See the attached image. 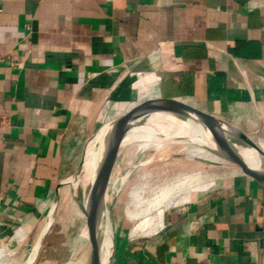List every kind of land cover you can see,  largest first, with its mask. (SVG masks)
Wrapping results in <instances>:
<instances>
[{
  "label": "crops",
  "instance_id": "obj_1",
  "mask_svg": "<svg viewBox=\"0 0 264 264\" xmlns=\"http://www.w3.org/2000/svg\"><path fill=\"white\" fill-rule=\"evenodd\" d=\"M164 103L264 151V0H0V264H52L62 231L37 244L53 206L85 222L68 178L89 137ZM219 162L121 225L111 264H264V186Z\"/></svg>",
  "mask_w": 264,
  "mask_h": 264
},
{
  "label": "water",
  "instance_id": "obj_2",
  "mask_svg": "<svg viewBox=\"0 0 264 264\" xmlns=\"http://www.w3.org/2000/svg\"><path fill=\"white\" fill-rule=\"evenodd\" d=\"M170 119L187 122L196 129L200 138L191 139L157 133ZM148 129L157 133L162 144L196 146L224 162L238 166L264 186V151L246 132L214 115L175 103H164L119 115L103 124L89 137L79 164L68 178L71 196L84 214L88 226L90 250L85 264L112 263L116 249V233L111 210L106 209L108 221L105 222L104 191L98 189V184L113 167L117 156L126 145L135 141L150 142L144 137ZM90 148L93 150L91 155L93 159L91 169H86L85 163ZM240 149L249 150L254 162L246 160ZM54 208L53 206L48 219L51 217L53 220ZM46 231L42 232L38 246ZM105 239L109 242L106 249Z\"/></svg>",
  "mask_w": 264,
  "mask_h": 264
},
{
  "label": "rangeland",
  "instance_id": "obj_3",
  "mask_svg": "<svg viewBox=\"0 0 264 264\" xmlns=\"http://www.w3.org/2000/svg\"><path fill=\"white\" fill-rule=\"evenodd\" d=\"M160 147L156 149L150 142L135 141L126 145L117 156L112 167L111 184L104 192V199L106 198L104 207L112 212L115 231H119L121 225H127L130 228L157 210L137 220L126 218L125 207L128 192L140 181L143 175H145L146 181L156 182L165 177L182 173L200 171L211 177L222 171L218 158L196 146L165 143ZM167 200L161 205H164ZM77 211L75 210L74 214L70 211L65 212V216L61 214L62 217H59L60 213L58 215L53 214L54 221L52 220L50 227L53 233L57 231L59 234L62 231L63 234L54 236L53 244H55L50 257L52 258V264L86 263L90 250L89 235L86 230L88 226L86 218L85 222L82 220L81 224L76 219ZM82 230H85V232L82 233Z\"/></svg>",
  "mask_w": 264,
  "mask_h": 264
},
{
  "label": "bare ground",
  "instance_id": "obj_4",
  "mask_svg": "<svg viewBox=\"0 0 264 264\" xmlns=\"http://www.w3.org/2000/svg\"><path fill=\"white\" fill-rule=\"evenodd\" d=\"M145 132L146 133L144 137L147 138V140H149L150 143H152V146H154L156 149L161 148L160 146H162V143H160L161 139L158 138V136L156 135L157 133H159L160 135H171L175 137H185V138H191V139L200 138V136H198L196 132V129L193 128L190 124H188L187 122H183L179 120H172V119L166 122V126L159 128L157 133H155L151 129H148ZM100 136L101 134L99 135V137ZM92 153H93V150L92 148H90L88 157L85 163L86 169H91V161L93 159V157L91 156ZM240 153L246 160L250 162H254L252 154L249 150L240 149ZM128 164L130 165V163ZM111 174H112V168L110 169L109 172H107L106 176H104L102 180L99 182L98 189H100V191L105 192L107 188L110 186L111 178H112ZM207 178H210V176H208V174H203L200 171L177 174V175H173L170 177H165L156 182L146 181L145 175H143L140 181H138L133 187L131 186L132 188L128 192V196H127L128 198H127V203L125 207L126 218L129 220H137V219L143 218L147 216L148 214H150L152 211L162 206L161 204L165 200L171 198V196H174L173 194L183 189L190 188L194 186L195 184L203 182ZM104 202L106 205V198L104 199ZM104 218H105V222L107 223L108 212L106 209L104 210ZM51 220H52L51 217H49V219L46 222V225L44 226L43 232L47 230L46 228H48L49 224L52 222ZM108 244H109L108 240L105 239L104 241L105 249L107 248ZM37 247H38V244H37Z\"/></svg>",
  "mask_w": 264,
  "mask_h": 264
}]
</instances>
